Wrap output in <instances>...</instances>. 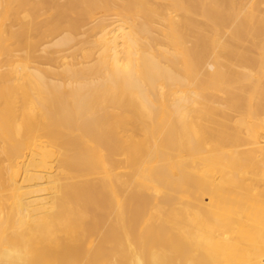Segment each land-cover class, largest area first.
<instances>
[{
    "label": "bare ground",
    "instance_id": "1",
    "mask_svg": "<svg viewBox=\"0 0 264 264\" xmlns=\"http://www.w3.org/2000/svg\"><path fill=\"white\" fill-rule=\"evenodd\" d=\"M0 264H264V0H0Z\"/></svg>",
    "mask_w": 264,
    "mask_h": 264
}]
</instances>
